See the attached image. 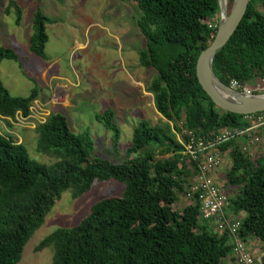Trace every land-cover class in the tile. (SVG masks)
Instances as JSON below:
<instances>
[{
  "label": "trees",
  "instance_id": "obj_1",
  "mask_svg": "<svg viewBox=\"0 0 264 264\" xmlns=\"http://www.w3.org/2000/svg\"><path fill=\"white\" fill-rule=\"evenodd\" d=\"M129 1L142 12L138 27L147 50L141 62L158 73L148 92L155 96L158 113L174 125L173 131L181 133L184 127L208 136L224 128L245 129V116L219 109L197 78V60L217 34L219 0ZM229 2L232 8L234 0ZM11 6L18 10L20 23L21 8L15 2ZM53 22L40 10L35 14L31 51L43 59L49 41L46 25ZM18 58L13 49L0 45V65ZM214 70L225 85L237 81L259 93L264 79V11L256 0L250 1L237 32L216 55ZM37 99V90L28 98L12 96L0 78L1 117L15 119L19 112L28 116ZM96 118L114 134L117 149L120 129L114 111ZM173 131L169 124L161 128L142 122L129 152L144 154L114 164L93 159L91 135L73 133L67 118L53 112L36 129L38 149L58 157L51 166L32 160L24 144L0 132V264L20 263L63 193L72 191L77 199L95 182L108 181L124 184V196L98 202L79 226L57 230L38 247H54L53 264H225L233 254L229 234H219L203 221L198 203L181 202L193 174ZM240 144L234 140L222 148L230 150L233 163L227 187H242L239 197L231 200V213L236 218L244 215L240 238L247 244L256 239L264 246V152L251 157ZM156 150L169 157H157Z\"/></svg>",
  "mask_w": 264,
  "mask_h": 264
},
{
  "label": "rangeland",
  "instance_id": "obj_2",
  "mask_svg": "<svg viewBox=\"0 0 264 264\" xmlns=\"http://www.w3.org/2000/svg\"><path fill=\"white\" fill-rule=\"evenodd\" d=\"M12 2L22 10L20 23ZM256 3L264 11V0ZM39 10L54 21L46 25L49 36L46 59L34 54L30 45L35 34V14ZM228 10H231L229 0ZM141 16L137 4L129 0H0V45L13 49L19 57L1 63L0 78L14 97L28 98L37 90L36 101L45 108L47 117L53 112L61 113L73 133H89L95 143L93 159L114 164L134 160L144 154V151L129 152L134 131L142 122L161 128L169 124L172 131L175 129L158 113L155 96L148 92L158 73L141 62L140 55L147 50V40L138 27ZM258 94L264 95V86ZM109 109L114 111L115 123L120 129L117 149L114 134L96 118ZM39 124L36 120L6 121L5 124L0 121V131L11 135L16 143L24 144L32 160L51 166L58 157L38 149ZM173 132L178 140V133ZM156 151L159 158L169 157ZM260 151L264 152V146ZM227 160H232L231 156ZM224 177L222 173L221 179ZM241 188L226 184L223 190L232 200L239 197ZM125 192L124 184L108 181L95 182L88 193L77 199L72 191L63 193L43 227L27 244L19 264H53L54 247L38 251L40 244L59 229L79 226L98 202L121 198ZM231 204L227 212H231ZM243 218L240 215L237 220ZM248 244L254 256L263 262V244L256 239Z\"/></svg>",
  "mask_w": 264,
  "mask_h": 264
},
{
  "label": "built area",
  "instance_id": "obj_3",
  "mask_svg": "<svg viewBox=\"0 0 264 264\" xmlns=\"http://www.w3.org/2000/svg\"><path fill=\"white\" fill-rule=\"evenodd\" d=\"M219 22L220 18L216 21V28ZM262 84L264 86V79ZM230 87L248 94L255 92L237 81H233ZM261 90L262 87L257 89V91ZM41 106L38 101H35L30 109V115L24 116L19 112L15 119L0 116V121L5 124L6 121L25 123L36 120L40 123L39 125L44 124L48 117L45 108ZM244 122L247 124L245 129L224 128L208 136L183 127L182 132L177 136L178 142L183 147L180 155L183 160L188 161L193 174V184L185 194V204L198 203L201 219L213 225L217 233L229 234L236 264H257L261 263V259H257L250 252L247 243L239 236L241 221L229 217L227 209L231 199L223 190L227 183L225 178L229 171L228 166L233 164L232 160L229 162L227 160V156H231L230 150L224 151L223 146L234 140L239 142L241 140V151L251 157H255L264 146V112L245 116ZM222 173H225L224 179H221Z\"/></svg>",
  "mask_w": 264,
  "mask_h": 264
},
{
  "label": "water",
  "instance_id": "obj_4",
  "mask_svg": "<svg viewBox=\"0 0 264 264\" xmlns=\"http://www.w3.org/2000/svg\"><path fill=\"white\" fill-rule=\"evenodd\" d=\"M251 0H234L231 10L219 0L220 22L210 46L201 52L196 65L197 78L213 103L225 112L249 116L264 112V95L248 94L225 85L214 70L216 55L222 51L237 32L248 11Z\"/></svg>",
  "mask_w": 264,
  "mask_h": 264
},
{
  "label": "crops",
  "instance_id": "obj_5",
  "mask_svg": "<svg viewBox=\"0 0 264 264\" xmlns=\"http://www.w3.org/2000/svg\"><path fill=\"white\" fill-rule=\"evenodd\" d=\"M63 91V90H62ZM61 91V92H62ZM66 92V91H65ZM38 100V99H37ZM55 99L53 98V100L52 101H54ZM55 104V103H54ZM232 215V213L231 212H229V217L230 218H236L235 216H233ZM237 219V218H236ZM258 243V242H257ZM259 244V243H258ZM247 246H248V248L251 250V253L253 254V250L251 249V247L249 246V244H247ZM254 255V254H253ZM225 264H236V260H235V258H234V255L232 254L228 259H226V263Z\"/></svg>",
  "mask_w": 264,
  "mask_h": 264
},
{
  "label": "bare ground",
  "instance_id": "obj_6",
  "mask_svg": "<svg viewBox=\"0 0 264 264\" xmlns=\"http://www.w3.org/2000/svg\"><path fill=\"white\" fill-rule=\"evenodd\" d=\"M223 2H224V3H226V2H227V0H223Z\"/></svg>",
  "mask_w": 264,
  "mask_h": 264
}]
</instances>
